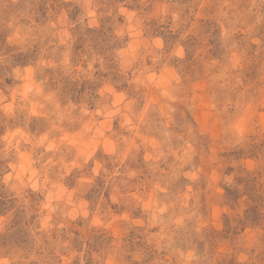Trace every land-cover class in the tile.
Here are the masks:
<instances>
[{
	"label": "clouds",
	"instance_id": "9594fccd",
	"mask_svg": "<svg viewBox=\"0 0 264 264\" xmlns=\"http://www.w3.org/2000/svg\"><path fill=\"white\" fill-rule=\"evenodd\" d=\"M0 264H264V0H0Z\"/></svg>",
	"mask_w": 264,
	"mask_h": 264
}]
</instances>
